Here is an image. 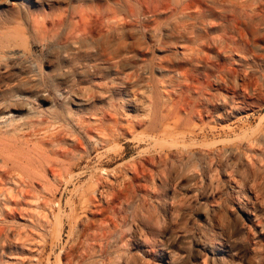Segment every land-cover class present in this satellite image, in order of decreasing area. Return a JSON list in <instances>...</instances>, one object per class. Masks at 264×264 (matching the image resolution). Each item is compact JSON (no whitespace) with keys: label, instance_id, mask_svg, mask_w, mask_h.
<instances>
[{"label":"rangeland","instance_id":"1","mask_svg":"<svg viewBox=\"0 0 264 264\" xmlns=\"http://www.w3.org/2000/svg\"><path fill=\"white\" fill-rule=\"evenodd\" d=\"M0 1L7 7L6 0ZM177 1L70 0L68 9L97 13V5L100 12L119 13L132 60L117 66L106 55L95 60L81 57L76 67L89 62L93 72L77 73L68 82L56 79L58 54L71 25L52 41L27 33L26 52L17 61H6L0 70V264H59V258L62 264H76L67 263L63 256L74 246L75 254L84 250L76 236L69 235L74 213L96 230L102 221L112 218L117 223L108 238L88 241L95 245L92 253H100L103 245L107 255L121 252L135 264H215L204 247L213 243L226 246L229 264H264V229L260 228L264 225V138L260 137L264 135L260 80L264 78V0H218L228 13L241 15L254 7L260 15L255 17L256 32L249 35L248 45L212 43V48H205L206 64L185 59L202 40L194 41L192 33L180 38L167 31L176 21ZM219 21L223 18L216 12L197 26L196 34L212 41L234 31L231 21H224L223 27ZM26 61L33 67L25 68ZM220 65L236 71L228 74L230 80L219 78ZM190 67L197 76L191 73L188 80L179 79ZM205 71L212 74L209 80ZM245 71L251 73L248 87L242 84ZM121 72L123 77L131 75L127 79L130 95L111 101L109 93L101 91L119 80ZM32 79L35 84L26 87ZM232 86L238 97L248 98L245 103L233 96ZM74 95L83 99L75 100ZM150 117L154 120L149 121ZM63 129L67 136L66 131L72 130L80 137L86 150L77 149L69 138L51 143ZM168 129L179 134L177 142L162 137L144 141L151 130L160 134ZM113 133L119 136L113 139ZM109 136L103 145L102 137ZM248 144L255 148L249 149ZM162 148L200 161L210 150L207 161L212 166L196 177L185 172L168 186H162L157 177H148V183L136 180L128 196L108 175L106 180L117 184L114 189L81 194L89 173L100 166L98 152L107 151L103 160L111 157L104 166L118 165L123 175L130 176L132 160ZM70 158L76 163L68 169ZM98 174L102 175L100 168ZM89 196L93 202L84 201ZM88 244L84 242L86 249Z\"/></svg>","mask_w":264,"mask_h":264},{"label":"bare ground","instance_id":"2","mask_svg":"<svg viewBox=\"0 0 264 264\" xmlns=\"http://www.w3.org/2000/svg\"><path fill=\"white\" fill-rule=\"evenodd\" d=\"M76 1L87 2V1H97V0H76ZM6 2H7V7H4V6L2 7L1 5L6 4V3L5 1H0V70L6 67V61L8 60L17 61V59L20 58L24 54V52H26L27 47H28L27 33L32 32V34H35L37 36L40 35L41 39L52 41L53 39L60 38L62 36L63 29L66 25H71V34L69 36L67 35L63 37L65 38V42L63 45H61V50L58 54L59 65L56 66L54 70L56 73L53 75L56 79L59 78V79H63L68 82L71 79H73L77 75V73L92 71V66H91V63L90 65L88 64L89 62H85L86 66L82 68L79 67L80 69L76 67L81 57H86L88 60H91V59L95 60V59H100L101 56L103 55H106L111 59L114 66L115 65L117 66L118 63H122L123 61L132 60V56L129 55L130 52L128 50V47H129L128 43L126 42L124 38L126 34L124 33V30H122L121 28L122 26L119 21L120 15L117 11H112L110 9L107 11L100 12L99 9L101 7L97 5H95V8L98 9L97 13H93V12L87 13L84 11L81 12L82 9L77 8V7H72L68 9V7L70 6V0H22L21 4H19V2L15 0H10V1L6 0ZM243 5L245 6V4ZM174 11L175 13H177L176 21L174 23H171V25H168L167 31H172L173 35H175L176 37H180V38H186V37L188 38L190 37L189 33H192L194 34L192 35V39H194V41L198 43L199 40H202L201 43L198 44L197 48L191 49L192 52L190 54H187L185 56V59L191 63L194 61H198V62H205V64H206V57H209V54L206 53L205 48H212L214 46L212 45V43L215 44L216 42L217 43L220 42L221 45L233 43L234 45H237L239 44V41H243L245 45H248L250 42L249 35L256 32L255 31V17L260 15L257 8H254V7L249 10L248 9L243 10L240 13L241 15L234 14V13H228L227 9L223 7L218 2V0H178ZM216 12L220 13L223 18V21H219L221 22L222 27L224 26V23H225L224 21H231L234 27V31H228L226 35L225 34L222 35L221 38L219 39L215 38L212 41L205 40V38L202 35L196 34L195 29L201 23L204 24V20L206 18L215 16ZM239 16H241L243 20ZM86 32H90L91 35L87 34ZM232 32L238 33L239 37H236L234 34L231 35ZM219 54L221 53H218L217 55ZM24 65H25V68H29V69L33 67V64H30L27 61L24 62ZM220 68H219L220 69L219 71L221 75H219V78L222 80H224L225 77H227L230 80V76L228 74L236 73V71H234L232 68L227 69L226 67L221 66V65H220ZM195 70L196 69L190 67L189 69H186L184 72L182 71L183 73H180L178 78L179 79L184 78L188 80L190 78L191 73H192L191 76L195 77L197 76L193 74V71ZM29 71L31 72V70ZM29 71L26 70V72H29ZM30 74H32V72ZM122 74L123 72L119 74L120 76L118 77L119 80H116V82L114 80L112 85H109L107 89L101 91L103 94H106L108 92L109 93L108 97L111 101H113L116 98V96L124 98L123 96L125 94L127 96L130 95V92H128L127 79L131 77V75L129 76L125 75L123 77L121 76ZM204 74L207 80H209L212 75L210 74L209 71H205ZM242 77H243L242 79L243 86H246V87L250 86L248 80L251 77V73L249 72L247 73L245 71V77L244 76ZM260 80L262 84H264V78L261 77ZM34 84H35V80L32 79L26 84V87L27 85L28 87H32ZM229 88L233 90V96L236 97V99L240 98L238 97L240 95L236 93V89L233 86ZM92 92L93 91L91 90V93ZM90 97H93V95H91ZM74 99L75 100L78 99V101H80L83 98L80 97V95H74ZM240 99L241 100L239 101H241V103H245L248 98L245 99L243 97ZM132 100H129V101H132ZM124 103H126V101H124ZM192 112H193V107H191L189 113H192ZM198 114L201 115V111L198 110ZM148 120L152 121L154 120V118L150 117ZM232 124L233 123H230V125ZM225 126H227V124ZM65 130L66 129H63L60 133L55 132L56 133L54 136L55 138L53 137L50 139L51 143H55L61 140H67L69 138L71 139V141H73V145L77 147V149H79L80 151L82 150L85 151L86 149L84 147V142L82 141V139L78 137L77 135H75L72 130L66 131L67 133H69V136H67V134L64 133ZM162 130H165V129H162ZM168 130L169 131L166 130L160 134L159 133L157 134L155 130H151L147 134L146 136L147 138H145L144 141L148 140L152 142L153 141L152 139L162 137L164 141L171 140L172 143L177 142L178 137L176 136L179 134L175 135L176 134L174 133L175 131L172 132L170 129ZM189 130H191V128ZM229 131L232 132L231 130ZM186 134L187 133H185V135ZM188 134L190 135L191 132H189ZM118 136H119V133L117 134L113 133L111 137L115 139V137H118ZM260 137L264 138V135ZM110 139H111L110 136L109 138L102 137L101 142L103 145H105L106 143L110 141ZM253 146H255V144L254 145L248 144L249 149H252ZM163 149L164 148H162V150L157 151L156 153L155 152L146 153L142 157L132 160L129 165L132 169L131 171L132 174L130 176H127L125 174L123 175L122 174L123 170L118 165L112 168L107 167L109 165L104 166L106 164H110L108 160L109 159L111 160V157L108 160H103L105 159L104 157H106L104 155L107 154V151L105 152L102 151L103 153L98 152L96 155V158L100 166H98L96 169L94 168L95 171H92L89 173V177L86 183H83L84 186H82L83 191L81 194H83V196H86L90 193H96L99 190L101 191L107 190V189L112 190L118 184L120 185V187L123 188L125 196H128V193L131 191V189H133L136 186V182H137L136 180H145L148 183V177H152L153 180L156 179L157 177L160 183H162V186H168V185H172L170 184V181L173 178H176L178 176L180 177L185 172H187L188 175L191 177H196L197 175H199V171H201L202 174L206 173V169H208L211 165V161H207V159L210 158L211 156L210 150L208 151V153H205V155L203 156L206 159L201 158V161H200L191 156H186L182 152H179L176 155V154H173L170 151V149L168 150H163ZM142 153H145V152H142ZM81 154L83 155V152H81ZM80 157L82 158L81 155ZM73 161L75 160L71 159L69 161L70 163H68V169H71L72 165L76 163ZM67 162H66V165H67ZM62 163L65 164V161H63ZM256 167L257 166H255V168ZM98 168H100V172L103 176L98 174ZM108 175L114 176L117 184L113 182L109 183V181L106 180L105 178ZM81 185L82 184H79L78 187H80ZM8 200L12 201L13 199L10 196H8ZM87 200L93 202V197L89 196L87 199H84V201H87ZM134 215H136V213H134L133 216ZM249 217H251L250 214H249ZM255 217H257L256 218L257 221L262 222V220L259 219L256 213H255ZM71 220H72L71 230H70L69 235H72V236L75 235L76 236L75 240L79 242L78 247H80L81 245L84 248V250L79 251V254H75L76 248L74 246L70 250L65 251L63 256L64 258L67 259V263H72V262H76V264H135L136 263V261H133L130 258H126L124 254L121 252H117L115 255H113V253L107 255V249L103 245H101L100 253H98L97 251L93 253L91 252L93 251L95 245L93 243L88 244V241L90 239H93V240H98L100 238L106 239L109 236H111L112 233L114 232V226L115 227L117 226V223L114 219L111 218L109 220L100 222L98 224L99 225L98 230L93 229L94 227L93 223H91L88 220L86 221V219H83L81 216H77V213L76 214L74 213ZM252 220H253V223H255L254 222L255 219H252ZM60 226L62 229L63 222L59 223L58 225L59 229H60ZM260 228L262 231V229H264V225L261 226ZM84 242H87L88 244L87 249L84 247ZM204 247L207 249V251L212 253V258L214 259L215 264H229L228 262L225 261V255L226 253H228L226 246L221 247L213 243L211 244L208 243L207 245H204ZM58 262L59 264H62L60 258Z\"/></svg>","mask_w":264,"mask_h":264}]
</instances>
